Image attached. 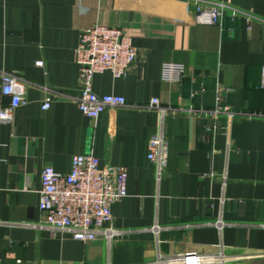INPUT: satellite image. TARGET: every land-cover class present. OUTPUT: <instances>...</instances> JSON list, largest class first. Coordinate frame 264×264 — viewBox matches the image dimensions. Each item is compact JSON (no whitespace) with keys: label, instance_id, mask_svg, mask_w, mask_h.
<instances>
[{"label":"crops","instance_id":"obj_1","mask_svg":"<svg viewBox=\"0 0 264 264\" xmlns=\"http://www.w3.org/2000/svg\"><path fill=\"white\" fill-rule=\"evenodd\" d=\"M219 1L213 25L191 0H0V109L4 75L26 87V104L0 124V264H149L158 252L264 264V0ZM94 25L123 30L137 58L125 78H93L95 94L126 104L90 120L74 101L75 50ZM164 64L184 67L179 83L162 79ZM158 132L159 179L147 159ZM89 154L127 170V197L112 207L119 235L52 237L35 227L42 169L68 174Z\"/></svg>","mask_w":264,"mask_h":264},{"label":"built area","instance_id":"obj_2","mask_svg":"<svg viewBox=\"0 0 264 264\" xmlns=\"http://www.w3.org/2000/svg\"><path fill=\"white\" fill-rule=\"evenodd\" d=\"M199 15L205 14L210 24L220 25L226 9L219 0H191ZM79 67L80 89L75 104L83 116L97 118L108 107H123L121 96H98L92 90L93 78L108 73L113 79L125 78L135 66L137 51L123 30L94 25L81 32L75 50ZM36 66L41 68L42 62ZM184 77V67L164 64L162 79L179 83ZM260 88L264 90V69ZM25 84L16 75L2 77V95L10 99L8 108L0 109V124H9L14 110L24 106ZM51 98H45L42 110H48ZM159 108V101H151ZM227 112L219 109L217 113ZM215 117L216 114H211ZM167 141L162 132L156 133L148 143L147 159L153 164L159 179L166 169ZM127 170L122 166L100 167L94 155H77L71 160L68 174H58L45 167L40 175L39 210L42 221L35 225L47 230L50 236L66 233L76 242L90 243L102 238L111 242L119 233L110 228L112 207L127 197ZM264 256V254H263ZM225 258L198 252L163 255L158 252L149 264H224Z\"/></svg>","mask_w":264,"mask_h":264}]
</instances>
